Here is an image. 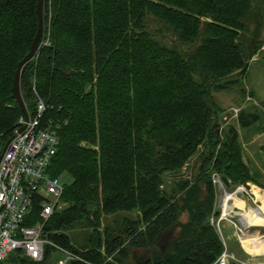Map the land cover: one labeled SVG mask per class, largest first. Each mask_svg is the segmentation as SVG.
<instances>
[{
	"label": "trees",
	"instance_id": "1",
	"mask_svg": "<svg viewBox=\"0 0 264 264\" xmlns=\"http://www.w3.org/2000/svg\"><path fill=\"white\" fill-rule=\"evenodd\" d=\"M37 5L0 0V158L26 118L12 89L38 33ZM263 9L264 0L45 1L43 41L22 70L21 91L29 115L42 100L44 121L58 127L50 173L69 183L45 233L80 257L68 264H128L133 251L164 242L166 251L137 264L217 262L224 250L211 222L221 214L213 174L222 171L233 191L240 184L231 179L247 170L238 129L218 137L214 92L241 83L263 48ZM261 120L258 111L238 117L242 128ZM201 145L199 173L166 190L165 176L180 173ZM120 212L137 216L102 230V217ZM79 227L91 230L82 242ZM54 253L48 245L42 261L20 252L8 259L51 264Z\"/></svg>",
	"mask_w": 264,
	"mask_h": 264
},
{
	"label": "built area",
	"instance_id": "2",
	"mask_svg": "<svg viewBox=\"0 0 264 264\" xmlns=\"http://www.w3.org/2000/svg\"><path fill=\"white\" fill-rule=\"evenodd\" d=\"M45 112L46 105L41 100L36 113L22 119L0 158V264L16 252L42 261L48 245L56 247L58 253L65 256L59 260L60 264L80 259L75 253L56 245L45 233L51 217L62 209L66 189L62 178L52 177L50 173L59 150L60 135L58 127L44 121ZM213 183L224 185L217 175L213 176ZM244 190V186H238L234 191H226L220 206L221 218L217 225L211 221L215 227L220 228V222L231 214L232 199L245 194ZM237 228L242 234L249 230V227H245V231ZM233 262L239 261L226 250L215 264Z\"/></svg>",
	"mask_w": 264,
	"mask_h": 264
},
{
	"label": "rangeland",
	"instance_id": "3",
	"mask_svg": "<svg viewBox=\"0 0 264 264\" xmlns=\"http://www.w3.org/2000/svg\"><path fill=\"white\" fill-rule=\"evenodd\" d=\"M259 1V0H257ZM260 4V3H259ZM262 6V4H261ZM262 9V7H261ZM264 10V9H263ZM262 36L264 38V27L262 29ZM171 41V40H170ZM238 75V74H237ZM235 76V75H234ZM241 79V83L236 86H233L230 89L223 91L214 92V98L216 103L223 109V112L219 114L217 117V121L215 123V129L218 133V137L223 139V135L229 130L230 127H236L239 132V140L238 145L241 148V159L243 165L247 170V174L240 173L239 180L234 182L231 179V183L240 184L238 186H244L245 194L249 195V198L252 203L251 205L255 206L251 197L260 199L258 200V204L262 207L264 212V46L260 50L258 54H256L250 62L248 73L237 76ZM28 108V107H27ZM28 110V109H27ZM242 111L246 112H255L258 111L262 114V120L258 122L255 126L250 128H242L238 122L239 114ZM30 114V113H29ZM222 144L218 145L217 151L222 150ZM205 149V145H201L199 147V151L195 155H193L183 170L178 174H167L165 176V189L170 191L177 182L181 181V179H192L196 174L199 173V167L202 162V150ZM244 168V169H245ZM220 170L215 172L213 176L217 175L218 177H223L221 175ZM64 183H69L66 178L61 177ZM229 181V180H228ZM215 185V184H214ZM237 186V187H238ZM217 191V199L215 207L217 210H221V203L224 196H226V191L228 189L227 185L221 186L218 183L215 185ZM257 195L254 193L253 188ZM227 189V190H225ZM235 190V188H233ZM232 189V190H233ZM259 189V190H257ZM233 190V191H234ZM231 192V191H229ZM249 193V194H247ZM240 195V194H239ZM240 195L239 197H241ZM258 197V198H257ZM66 205L62 203V209ZM136 212H120L117 214L103 216L102 217V230L106 228L108 225L112 227H117L118 223H124V219L126 217H136ZM254 213H248V217L253 225H261L259 227H249V232L242 234L239 232V227L241 230H246V223H242L239 215H228L220 222V228L216 226V231L220 235L223 250L228 251L230 254H235L236 258L239 260L238 263L241 264H264V246L260 250L255 248L254 252L251 251L248 246L249 244H245L243 241V237L247 238L253 237H263L264 238V215H253ZM189 215L184 213L180 217V221L187 222ZM221 218V217H220ZM216 216L211 217V221H214L215 224H218V220L220 219ZM85 231V232H84ZM90 229L87 228H78V237L81 239L80 241H84L86 237H84V233H90ZM243 231V232H244ZM246 232V231H245ZM71 233V232H70ZM74 233V232H73ZM75 234V233H74ZM260 235V236H259ZM248 237V241L251 244H257V239H251ZM85 238V239H83ZM167 244L162 243L159 248L155 251H133L132 256L128 262V264H137L143 258L153 255V252L159 254L163 251H166ZM105 252V250H103ZM260 255L257 258L253 257V255ZM65 256L62 253H54L51 258V264H60L59 260L64 259ZM15 257H10L4 264H16ZM108 261H112V258L109 257Z\"/></svg>",
	"mask_w": 264,
	"mask_h": 264
},
{
	"label": "water",
	"instance_id": "4",
	"mask_svg": "<svg viewBox=\"0 0 264 264\" xmlns=\"http://www.w3.org/2000/svg\"><path fill=\"white\" fill-rule=\"evenodd\" d=\"M45 1L46 0H38V5H37V12L39 15V29H38V33L34 39V42L31 46V49L29 51V53L24 57V59L22 61L19 62L18 64V69L15 75V79H14V86L12 89L13 92V98L19 103L24 115L26 118L29 117V113L27 111V107L22 95V91H21V74H22V70L24 68V66L30 62L32 59L35 58V56L37 55V53L40 50L42 41H43V36H44V17H43V13H44V6H45ZM23 128L20 129V131H22ZM222 181L223 183H225V185L230 186V183L228 181V179L226 177H222Z\"/></svg>",
	"mask_w": 264,
	"mask_h": 264
},
{
	"label": "crops",
	"instance_id": "5",
	"mask_svg": "<svg viewBox=\"0 0 264 264\" xmlns=\"http://www.w3.org/2000/svg\"><path fill=\"white\" fill-rule=\"evenodd\" d=\"M255 188L256 187H254L253 190H254V193L257 195V193L255 191ZM257 190H259V189H257ZM247 194H249V193H247ZM261 195H263V197H264V194L261 193ZM239 196H236V197H234V199H232L233 202L231 203L229 208H230V210H233V211H231L230 215H233V216L234 215H239L240 220H242L241 222L242 223H246L245 224L246 227H250V226L259 227V226H261V225H253L251 223V221H250V218L247 216L248 213H254L253 215H262V216L264 215L262 207L258 204V200L260 201V199H257V202H256V198L251 197V199H252V201H253V203L255 205V206H253V205L250 204L252 202H251V200L249 198V195H246V196L242 195L241 197H239ZM247 232H249V230H246V233ZM262 239L264 240L263 237H262ZM233 255L235 256V254H233ZM252 255L255 258H257V256H260V255H257V254L256 255L252 254Z\"/></svg>",
	"mask_w": 264,
	"mask_h": 264
},
{
	"label": "bare ground",
	"instance_id": "6",
	"mask_svg": "<svg viewBox=\"0 0 264 264\" xmlns=\"http://www.w3.org/2000/svg\"><path fill=\"white\" fill-rule=\"evenodd\" d=\"M245 235H247V234H245ZM245 235L243 237V241L245 242V244H249L248 248L251 251L254 252L255 249L260 250L261 248H263V246H264V240L262 239V237H257L258 238V243L255 245V244L249 243V241H248V237L249 236L246 238ZM249 238H251V239H257V238H253V237H249ZM253 248H255V249H253Z\"/></svg>",
	"mask_w": 264,
	"mask_h": 264
}]
</instances>
